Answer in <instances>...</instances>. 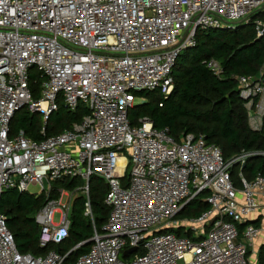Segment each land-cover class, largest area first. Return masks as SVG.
<instances>
[{
	"label": "built area",
	"instance_id": "2783aa9c",
	"mask_svg": "<svg viewBox=\"0 0 264 264\" xmlns=\"http://www.w3.org/2000/svg\"><path fill=\"white\" fill-rule=\"evenodd\" d=\"M263 8L264 0H0V198L10 189L41 188L46 204L35 218L41 248L69 238L80 196L94 231L89 251L74 261L72 254L88 242L33 256L18 251L0 214V264H252L262 230L247 224L241 232L240 226L264 210V176H241L237 187L231 169L261 153L227 161L204 135L186 134L177 142L149 117L133 125L129 114L140 105L138 94L173 92L177 60L198 45L199 30L248 24ZM255 28L264 34L261 20ZM208 67L216 76L222 72L214 60ZM34 73L43 80L39 99L31 87ZM238 85L250 127L260 131L262 76L238 77ZM60 101L70 111L83 105L89 112L42 141L23 131L11 137V123L25 108L42 117L46 135ZM95 178L107 185L110 208L100 231L91 200ZM67 179L82 184L72 191L55 186ZM205 192L210 209L179 218ZM170 229L184 233H157Z\"/></svg>",
	"mask_w": 264,
	"mask_h": 264
},
{
	"label": "trees",
	"instance_id": "16d2710c",
	"mask_svg": "<svg viewBox=\"0 0 264 264\" xmlns=\"http://www.w3.org/2000/svg\"><path fill=\"white\" fill-rule=\"evenodd\" d=\"M264 21V8L251 16L248 24L240 23L233 28L199 30L198 45L185 50L174 68L175 86L168 97L158 93H140L147 102L130 111L133 125L140 118L149 117L156 128L168 129L175 141L180 142L186 134L204 135L209 144L219 146L225 160H231L245 152L261 155L249 157L242 167L231 169L232 179L241 186V176L248 180L264 176V120L260 131L251 129L248 123L246 102L240 97L238 77L262 76L264 81V34L258 36L255 21ZM214 60L222 72L216 76L208 67ZM40 74L32 76V91L35 99L40 98ZM162 104V106H160ZM89 110L80 105L70 111L60 101L59 109L49 118L47 133L43 135V120L39 114L27 108L19 111L11 123V137L21 131L34 141H42L57 135L80 123ZM82 182L77 179L59 181L60 186L72 191ZM107 185L99 178L91 183V200L97 229L100 231L108 220L110 208L105 203ZM208 193L191 201L179 218H197L210 209ZM52 198H58L56 193ZM85 197H78L72 208L69 238L61 245L40 246V227L36 214L46 204L44 195L22 192L18 189L5 191L0 198V214L6 219L8 229L15 238L18 251L22 254L45 256L52 250L67 252L82 242H88L94 235L91 221L84 215ZM244 225L240 226L242 232ZM173 231L183 234L182 231ZM190 236L191 234L188 233ZM91 244L77 249L70 258L74 261L87 253ZM258 264H264V246L258 254Z\"/></svg>",
	"mask_w": 264,
	"mask_h": 264
},
{
	"label": "crops",
	"instance_id": "0c3cea01",
	"mask_svg": "<svg viewBox=\"0 0 264 264\" xmlns=\"http://www.w3.org/2000/svg\"><path fill=\"white\" fill-rule=\"evenodd\" d=\"M248 224H253L257 227H260L262 230L261 235L259 236L258 240L256 241L253 247V252H255L256 255L252 257V264H258V254L261 247L264 246V210L253 215L248 220Z\"/></svg>",
	"mask_w": 264,
	"mask_h": 264
},
{
	"label": "rangeland",
	"instance_id": "374dc122",
	"mask_svg": "<svg viewBox=\"0 0 264 264\" xmlns=\"http://www.w3.org/2000/svg\"><path fill=\"white\" fill-rule=\"evenodd\" d=\"M261 21L264 23L263 20H261ZM146 100H147L146 97H144V98L139 97V98H137L136 103H137V104H142V103L146 102ZM248 113H249V111H248ZM248 123H249V117H248ZM249 126H250V124H249ZM124 154H125V156L127 157V159L130 158V153H129V151H126ZM246 161H247V159L243 158L240 162L236 163V164L233 166L234 169H235V167H237V166H238V167H242V166H243V163H246ZM233 167H232V169H233ZM29 192L32 193V194L41 195V194H40V193H41V188H40L39 186H30V187H29ZM58 219H59V216H58V214H56L55 221L58 222Z\"/></svg>",
	"mask_w": 264,
	"mask_h": 264
},
{
	"label": "water",
	"instance_id": "95a60500",
	"mask_svg": "<svg viewBox=\"0 0 264 264\" xmlns=\"http://www.w3.org/2000/svg\"><path fill=\"white\" fill-rule=\"evenodd\" d=\"M44 186H45V188L47 187V181H44ZM247 224H248V223H245L244 226H246ZM163 231H164V230H159V231H157V233H161V232H163ZM87 244H92V241H88ZM135 251H136L135 248L126 251V252L124 253V257H125V258H128V256H129L130 254L134 253Z\"/></svg>",
	"mask_w": 264,
	"mask_h": 264
},
{
	"label": "bare ground",
	"instance_id": "6f19581e",
	"mask_svg": "<svg viewBox=\"0 0 264 264\" xmlns=\"http://www.w3.org/2000/svg\"><path fill=\"white\" fill-rule=\"evenodd\" d=\"M119 163H120V166H122V165H124L125 160L121 159Z\"/></svg>",
	"mask_w": 264,
	"mask_h": 264
}]
</instances>
